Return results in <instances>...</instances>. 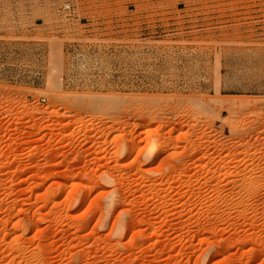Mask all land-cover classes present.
Returning a JSON list of instances; mask_svg holds the SVG:
<instances>
[{"label":"rangeland","instance_id":"1","mask_svg":"<svg viewBox=\"0 0 264 264\" xmlns=\"http://www.w3.org/2000/svg\"><path fill=\"white\" fill-rule=\"evenodd\" d=\"M0 264H264V0H0Z\"/></svg>","mask_w":264,"mask_h":264},{"label":"bare ground","instance_id":"2","mask_svg":"<svg viewBox=\"0 0 264 264\" xmlns=\"http://www.w3.org/2000/svg\"><path fill=\"white\" fill-rule=\"evenodd\" d=\"M133 128H134V127H133ZM146 132H147V131H146ZM162 133H163V135H165L164 132H162ZM156 134H158V132H156ZM159 135H160V136H159ZM153 136H155V135H153ZM156 136H157V138L159 137V139H161V137H162V136H161V133H159V134L156 135ZM165 136H166V135H165ZM165 136H164V137H165ZM164 137H163V139H164ZM150 139L152 140V138H150ZM150 139H149V140H150ZM151 140H150V141H151ZM161 140H162V139H161ZM156 141H158V140H155V143H153V142L151 141V142H150L151 145H150V144L148 145V150H147V149L145 150L146 155H148L147 158L150 159V160H151V158H152V159H154L153 161L157 160V159H156V156H158L157 154L159 153V151H160L161 148L163 147V143H162V141H161V143H160L159 141H158V142H156ZM148 143H149V141H148ZM149 146H150V147H149ZM146 151H148V152H146ZM150 160H149V161H150ZM227 176H228V175H227ZM226 178H228V177H226ZM253 183H254V181H253ZM253 183H252V184H253ZM252 184H251V185H252ZM256 184H258V183L256 182ZM256 184H255V185L253 184V185L257 188V186H258L259 184H258V185H256ZM254 186H253V187H254ZM259 186H260V185H259ZM255 187H254V188H255Z\"/></svg>","mask_w":264,"mask_h":264},{"label":"built area","instance_id":"3","mask_svg":"<svg viewBox=\"0 0 264 264\" xmlns=\"http://www.w3.org/2000/svg\"><path fill=\"white\" fill-rule=\"evenodd\" d=\"M45 100V99H44Z\"/></svg>","mask_w":264,"mask_h":264}]
</instances>
